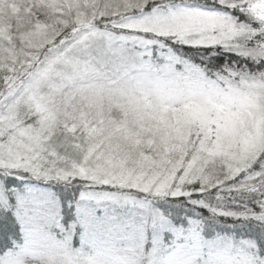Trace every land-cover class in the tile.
<instances>
[{
    "label": "snow or ice",
    "instance_id": "6c2138e0",
    "mask_svg": "<svg viewBox=\"0 0 264 264\" xmlns=\"http://www.w3.org/2000/svg\"><path fill=\"white\" fill-rule=\"evenodd\" d=\"M0 264H264V0L0 19Z\"/></svg>",
    "mask_w": 264,
    "mask_h": 264
},
{
    "label": "rangeland",
    "instance_id": "374dc122",
    "mask_svg": "<svg viewBox=\"0 0 264 264\" xmlns=\"http://www.w3.org/2000/svg\"><path fill=\"white\" fill-rule=\"evenodd\" d=\"M24 12V0H0V19L5 23L15 21ZM9 19H6V17Z\"/></svg>",
    "mask_w": 264,
    "mask_h": 264
},
{
    "label": "trees",
    "instance_id": "16d2710c",
    "mask_svg": "<svg viewBox=\"0 0 264 264\" xmlns=\"http://www.w3.org/2000/svg\"><path fill=\"white\" fill-rule=\"evenodd\" d=\"M6 19H9V17L7 16Z\"/></svg>",
    "mask_w": 264,
    "mask_h": 264
}]
</instances>
